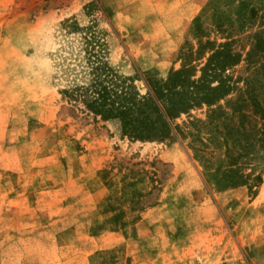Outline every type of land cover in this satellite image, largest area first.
<instances>
[{"label":"rangeland","instance_id":"obj_1","mask_svg":"<svg viewBox=\"0 0 264 264\" xmlns=\"http://www.w3.org/2000/svg\"><path fill=\"white\" fill-rule=\"evenodd\" d=\"M210 1L0 0V264H264V133L236 161L259 183L215 192L206 172L226 165L224 144L187 124L204 122L205 107L175 119L168 139L133 142L60 94L85 81L66 23L93 25L103 61L125 77L179 69L196 16L242 55L253 33L264 37V0H221L214 17L203 14ZM256 57L227 74L238 89L249 76L264 106V51Z\"/></svg>","mask_w":264,"mask_h":264},{"label":"trees","instance_id":"obj_2","mask_svg":"<svg viewBox=\"0 0 264 264\" xmlns=\"http://www.w3.org/2000/svg\"><path fill=\"white\" fill-rule=\"evenodd\" d=\"M220 1L211 0L203 14L209 11L208 15L214 17L218 13L216 4ZM248 13L255 16L252 8ZM191 24L195 47H181L177 52L180 68L168 71L163 79L150 72L142 77L117 74L103 61L102 43L93 25L79 28L73 22L64 24L66 34H78L84 53L81 71L85 81L61 91V97L80 114L98 118L102 122L116 121L121 136L133 142L168 139L170 135L178 134L179 128L173 124L175 119L187 115L195 108L205 107L207 111L204 122L191 120L187 124H196L202 129L206 126L212 128L221 140L222 147L224 144L226 155L221 162L226 165L222 168L218 166L211 173L206 172L215 192L245 185L250 188L259 183V173L244 174L236 161L243 156L240 155L243 149L261 142L264 106L256 100L249 76L242 81L243 87L238 89V81L233 80L227 72L241 61L254 64L256 56L264 51V37L253 33L250 48L242 55L233 49L234 40L230 38H223L218 43L209 40L204 35L206 32L202 28L200 16H196ZM214 28L220 31L221 26L215 24ZM251 70H255V67L252 66ZM137 78L145 85L143 95L133 85ZM236 90L234 102L226 101L224 106L219 105ZM247 105L249 111L244 110ZM226 130L227 135L236 137V140L230 139V142L225 138ZM237 137L246 141L245 144L236 143ZM213 151L204 149L202 153L211 156ZM243 158H246L245 155Z\"/></svg>","mask_w":264,"mask_h":264}]
</instances>
